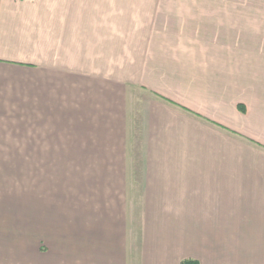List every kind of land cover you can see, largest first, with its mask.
<instances>
[{
  "label": "crops",
  "instance_id": "0c3cea01",
  "mask_svg": "<svg viewBox=\"0 0 264 264\" xmlns=\"http://www.w3.org/2000/svg\"><path fill=\"white\" fill-rule=\"evenodd\" d=\"M92 83L131 84L146 160L96 178L128 171L133 194L146 172L152 202L195 219L196 264L264 261V0H0V264H134L101 210L60 243L58 157L98 156L61 152V118L102 116Z\"/></svg>",
  "mask_w": 264,
  "mask_h": 264
},
{
  "label": "rangeland",
  "instance_id": "374dc122",
  "mask_svg": "<svg viewBox=\"0 0 264 264\" xmlns=\"http://www.w3.org/2000/svg\"><path fill=\"white\" fill-rule=\"evenodd\" d=\"M124 46L123 70L124 74L128 75L131 71V60L133 56L139 55L140 51L137 45ZM106 85L108 90L98 83H92L91 86L92 95H100L101 101L107 92V107L104 110L102 106V116L90 115L86 118L94 122H82V108L77 109L74 124L68 123L67 117L61 118L64 121L60 124V148L63 149L61 152L81 153L84 152L81 150L83 148L95 149L98 156L75 154L58 157L59 181L56 186H59L60 199V243L83 244L82 234L85 235L87 231L84 215L89 211L94 213L101 210L108 215L109 229L117 231L112 237L119 240L117 235L119 236V231L122 230V243L133 247L134 264H181L184 260L195 261V219L181 218V205L152 202L154 197H148L146 172L133 173L138 175V187H133V194L130 187L132 183L129 181L131 173L128 171L123 173L125 179L119 187H111L108 181L101 183L100 179L96 178L99 174L98 171L94 172V169H98L94 166L96 164L111 166L115 163L146 162L139 150L141 101L133 97L136 94L133 95L131 84H122V93L121 84ZM94 105L92 111H98L99 103ZM32 163V157H29V166ZM32 175L33 172L29 171L28 175L24 176L28 183L34 181L35 176ZM156 255H159L158 262V258L154 259ZM255 263L264 264V261L257 258L252 260V264Z\"/></svg>",
  "mask_w": 264,
  "mask_h": 264
},
{
  "label": "trees",
  "instance_id": "16d2710c",
  "mask_svg": "<svg viewBox=\"0 0 264 264\" xmlns=\"http://www.w3.org/2000/svg\"><path fill=\"white\" fill-rule=\"evenodd\" d=\"M181 264H196L194 260H184Z\"/></svg>",
  "mask_w": 264,
  "mask_h": 264
}]
</instances>
